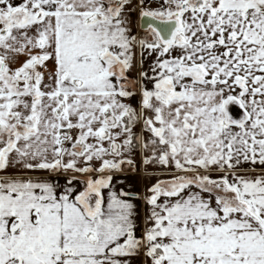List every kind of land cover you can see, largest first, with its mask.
<instances>
[{
  "label": "snow or ice",
  "instance_id": "obj_1",
  "mask_svg": "<svg viewBox=\"0 0 264 264\" xmlns=\"http://www.w3.org/2000/svg\"><path fill=\"white\" fill-rule=\"evenodd\" d=\"M0 264H264V0H0Z\"/></svg>",
  "mask_w": 264,
  "mask_h": 264
},
{
  "label": "crops",
  "instance_id": "obj_2",
  "mask_svg": "<svg viewBox=\"0 0 264 264\" xmlns=\"http://www.w3.org/2000/svg\"><path fill=\"white\" fill-rule=\"evenodd\" d=\"M132 182L135 184V190L139 191L142 188L143 181L140 177L132 178Z\"/></svg>",
  "mask_w": 264,
  "mask_h": 264
}]
</instances>
